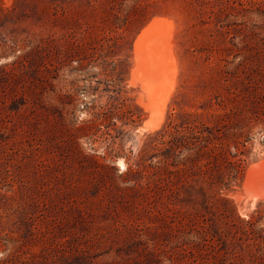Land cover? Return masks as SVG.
<instances>
[{
	"label": "rangeland",
	"instance_id": "1",
	"mask_svg": "<svg viewBox=\"0 0 264 264\" xmlns=\"http://www.w3.org/2000/svg\"><path fill=\"white\" fill-rule=\"evenodd\" d=\"M154 17L167 22L154 102L175 85L146 129L133 42ZM195 114L226 124L244 160L228 204L202 203L194 181L153 196L160 135ZM260 160L264 0H0V260L249 264L232 224L264 221L243 185ZM201 216L211 236L196 235Z\"/></svg>",
	"mask_w": 264,
	"mask_h": 264
},
{
	"label": "trees",
	"instance_id": "2",
	"mask_svg": "<svg viewBox=\"0 0 264 264\" xmlns=\"http://www.w3.org/2000/svg\"><path fill=\"white\" fill-rule=\"evenodd\" d=\"M222 103L220 98H216L217 105ZM200 116L191 115V120L180 125L170 123L160 135L159 144L163 150L150 174L156 175L158 182L154 181L156 188L152 190L153 196H161L163 191L177 188L178 184L185 186L183 189L187 191L192 186L191 181H194L197 186L193 190L202 203H206V195L210 192L215 202L228 204L222 191L229 189L241 175L244 160L237 146L232 152L227 143L230 128L226 124L209 126L199 121ZM229 211L233 210L230 208ZM205 219L204 216L196 219L199 227L196 235L200 238L210 235L206 233ZM232 226L236 228L234 237L239 248V256L235 257L245 255L249 264H264V221L261 224L258 220L249 219ZM10 261L0 260V264Z\"/></svg>",
	"mask_w": 264,
	"mask_h": 264
},
{
	"label": "bare ground",
	"instance_id": "3",
	"mask_svg": "<svg viewBox=\"0 0 264 264\" xmlns=\"http://www.w3.org/2000/svg\"><path fill=\"white\" fill-rule=\"evenodd\" d=\"M166 24L167 22L163 18H152L136 35L133 42L134 69L131 71V82H139L145 94L146 106L150 111L149 120L143 126L146 129H155L162 122L166 104L172 95L175 85V75L172 74L174 76H171L174 79L170 81V84L168 83L169 85L166 89H163L165 91L161 92L163 94L160 101L157 99L158 101L154 102V93L159 90L162 83L161 69L164 57L163 48L165 46L162 45L160 33ZM163 86L165 87V84ZM154 108H160V110L157 112ZM243 185L244 187H251L246 194L249 199H252L253 202L254 200L264 201V160L249 166L245 173Z\"/></svg>",
	"mask_w": 264,
	"mask_h": 264
}]
</instances>
